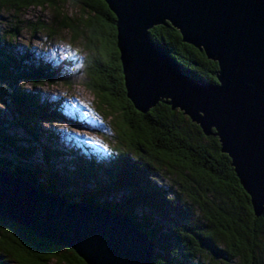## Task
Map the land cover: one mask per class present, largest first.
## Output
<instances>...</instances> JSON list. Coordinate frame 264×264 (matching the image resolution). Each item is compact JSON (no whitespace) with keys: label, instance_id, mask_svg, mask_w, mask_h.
Here are the masks:
<instances>
[{"label":"trees","instance_id":"obj_1","mask_svg":"<svg viewBox=\"0 0 264 264\" xmlns=\"http://www.w3.org/2000/svg\"><path fill=\"white\" fill-rule=\"evenodd\" d=\"M53 2L0 0V8L55 9ZM57 2L79 11L77 18L68 19L56 9L58 27L84 41V87L97 108L115 119L116 153L97 160L85 150H65L56 135L40 128V122L56 119L59 111L38 102L19 82L53 83L59 78L27 54L6 51L8 44L0 37V171L69 204H93L127 217L153 245V264H264V208L253 216L217 138L204 136L180 111L162 102L145 114L135 111L122 85L114 16L101 0ZM39 25H32V31ZM147 35L191 79L215 83L216 63L182 43L168 23L152 27ZM16 128L25 138L7 132ZM153 218L159 221L156 228L149 225ZM51 261L85 264L73 251L0 218V264Z\"/></svg>","mask_w":264,"mask_h":264},{"label":"water","instance_id":"obj_2","mask_svg":"<svg viewBox=\"0 0 264 264\" xmlns=\"http://www.w3.org/2000/svg\"><path fill=\"white\" fill-rule=\"evenodd\" d=\"M114 16L122 85L145 114L162 102L216 137L256 218L264 208V0H101ZM168 23L216 63L215 83L191 79L147 31ZM0 218L73 251L85 264H153L131 221L0 171Z\"/></svg>","mask_w":264,"mask_h":264},{"label":"rangeland","instance_id":"obj_3","mask_svg":"<svg viewBox=\"0 0 264 264\" xmlns=\"http://www.w3.org/2000/svg\"><path fill=\"white\" fill-rule=\"evenodd\" d=\"M53 1L55 9L30 7L13 11L0 8V37L4 38L2 44H8L7 47L2 46L12 55L24 53L34 64L48 65L50 72L59 78L53 83L19 82L20 88L34 95L38 102L59 111L56 119L40 122L39 127L56 135L62 149L85 150L97 160L109 159L116 153L112 139L115 119L105 116L97 108L94 96L84 87L85 77L81 72L86 56L82 48L84 41L72 39L67 30L58 27L57 12L68 19H75L79 11L69 3ZM37 23L42 28H36L33 32L32 25ZM51 30L54 31L52 35L49 34ZM14 32V36L10 35ZM89 111L93 113L92 116L85 115ZM7 132L16 139L25 138L19 128ZM101 145L107 146L108 151L105 152ZM162 181L166 184V181ZM149 225L156 228L159 221L153 218ZM49 264L59 263L51 261Z\"/></svg>","mask_w":264,"mask_h":264},{"label":"snow or ice","instance_id":"obj_4","mask_svg":"<svg viewBox=\"0 0 264 264\" xmlns=\"http://www.w3.org/2000/svg\"><path fill=\"white\" fill-rule=\"evenodd\" d=\"M73 107H75V105H73ZM85 107H86V106H85ZM85 115H87V116H92L93 113H92L91 111H89V112L85 113ZM96 143H98V141H97ZM101 148H103L105 152L108 151L107 146H105V145H101Z\"/></svg>","mask_w":264,"mask_h":264}]
</instances>
